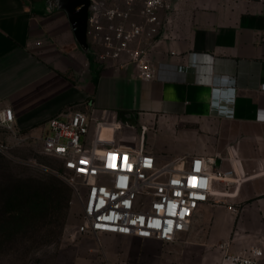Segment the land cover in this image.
<instances>
[{"label":"crops","instance_id":"0c3cea01","mask_svg":"<svg viewBox=\"0 0 264 264\" xmlns=\"http://www.w3.org/2000/svg\"><path fill=\"white\" fill-rule=\"evenodd\" d=\"M173 3L160 11L152 51L160 76L144 79L133 64L110 66L79 43L72 17L81 0H0V107L11 105L19 129L34 135L62 109L111 108L136 125L127 131L138 139L147 125L144 145L158 155H219L234 165L245 175L223 198L240 214L209 202L228 211L212 215L204 203L190 232L189 242L205 248L191 254L220 261L219 239H232L231 250L264 244V0ZM200 222L213 230L197 229Z\"/></svg>","mask_w":264,"mask_h":264},{"label":"built area","instance_id":"2783aa9c","mask_svg":"<svg viewBox=\"0 0 264 264\" xmlns=\"http://www.w3.org/2000/svg\"><path fill=\"white\" fill-rule=\"evenodd\" d=\"M137 1L141 2L138 9ZM173 2L89 0V48L110 66L133 64L140 77H159L161 65L152 51L162 34L160 11L175 8ZM133 14L139 19H133ZM165 24L168 31L164 34L172 35L171 15ZM0 128L17 141L37 138L43 152L62 160L82 204V219L74 235L113 233L164 242L184 240L202 204L227 203L223 198L229 194L227 188L245 175L234 165L218 164L219 155H158L144 145L145 124H141L138 142L126 143L123 133L135 130L136 125L120 120L111 108L62 109L43 123L41 134L34 135L19 129L13 107L4 105ZM230 245L229 239L220 243V264H264L262 242L237 250ZM100 264L113 262L105 257Z\"/></svg>","mask_w":264,"mask_h":264},{"label":"rangeland","instance_id":"374dc122","mask_svg":"<svg viewBox=\"0 0 264 264\" xmlns=\"http://www.w3.org/2000/svg\"><path fill=\"white\" fill-rule=\"evenodd\" d=\"M123 137L134 144L138 142L131 132H124ZM13 190V195L9 196ZM28 193L49 195L55 205L37 219L33 213L28 215ZM208 205L212 215H227L225 206ZM232 210L237 216L241 207ZM81 219L82 204L62 160L43 152L37 138L17 141L11 132L0 128V264H100L105 257L113 264L221 262V259H208L201 254L205 251L204 245L189 242L192 226L184 234V240L164 242L113 233L74 235ZM204 225L200 222L196 227L202 232L213 230ZM237 229L235 222L232 237ZM224 240L219 239L214 245L220 257L223 253L220 243ZM229 241L232 244L233 240ZM193 246L201 249V253L191 254Z\"/></svg>","mask_w":264,"mask_h":264},{"label":"trees","instance_id":"16d2710c","mask_svg":"<svg viewBox=\"0 0 264 264\" xmlns=\"http://www.w3.org/2000/svg\"><path fill=\"white\" fill-rule=\"evenodd\" d=\"M23 186L24 185H21L22 189H23ZM6 190L4 191V193L6 192ZM13 193H14V190L8 195L11 196L13 195ZM28 194H29L28 195L29 199H28L27 204L29 205V208H30L28 215L33 213L34 217L37 219L41 218L43 215L45 216L48 212H50L51 208L55 205L52 200V197L51 196L49 197V195L44 196L40 193H33V194L28 193Z\"/></svg>","mask_w":264,"mask_h":264},{"label":"water","instance_id":"95a60500","mask_svg":"<svg viewBox=\"0 0 264 264\" xmlns=\"http://www.w3.org/2000/svg\"><path fill=\"white\" fill-rule=\"evenodd\" d=\"M83 3V8L76 13L75 16L72 17L73 25L76 30V35L79 43L84 47V49H88V42L86 36V25H87V15H88V4L89 0H81ZM221 162L220 158H217V163Z\"/></svg>","mask_w":264,"mask_h":264}]
</instances>
